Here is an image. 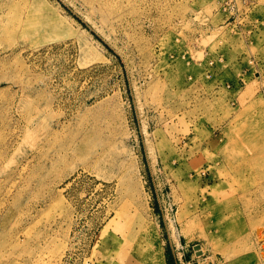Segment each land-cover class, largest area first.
I'll return each mask as SVG.
<instances>
[{"label":"rangeland","instance_id":"374dc122","mask_svg":"<svg viewBox=\"0 0 264 264\" xmlns=\"http://www.w3.org/2000/svg\"><path fill=\"white\" fill-rule=\"evenodd\" d=\"M166 252L264 264V0H0V264Z\"/></svg>","mask_w":264,"mask_h":264},{"label":"bare ground","instance_id":"6f19581e","mask_svg":"<svg viewBox=\"0 0 264 264\" xmlns=\"http://www.w3.org/2000/svg\"><path fill=\"white\" fill-rule=\"evenodd\" d=\"M253 159H257V156H254V157L250 158L249 160H246V162H245V165H247V167H249V169H250L249 171L252 170V166H251L250 164H252L251 162L253 161ZM256 166H257V165H256ZM214 209H215L216 211L219 210V209H220V205L215 206ZM197 251L201 252V248H199V246H198Z\"/></svg>","mask_w":264,"mask_h":264},{"label":"trees","instance_id":"16d2710c","mask_svg":"<svg viewBox=\"0 0 264 264\" xmlns=\"http://www.w3.org/2000/svg\"><path fill=\"white\" fill-rule=\"evenodd\" d=\"M166 257H167V264H170V258H169L168 252H166Z\"/></svg>","mask_w":264,"mask_h":264}]
</instances>
